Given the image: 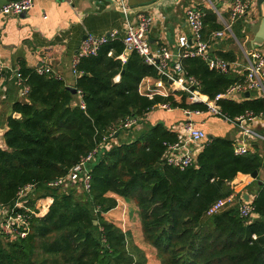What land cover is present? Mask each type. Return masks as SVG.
<instances>
[{"label": "trees", "instance_id": "1", "mask_svg": "<svg viewBox=\"0 0 264 264\" xmlns=\"http://www.w3.org/2000/svg\"><path fill=\"white\" fill-rule=\"evenodd\" d=\"M220 29L212 24L208 33ZM204 34L203 29L206 41ZM124 51L114 41L100 47L95 57L81 59L75 94L55 76L19 71L29 90L12 107L19 118L8 117L1 134L0 204L12 203L26 185L52 202L44 215L31 216L24 238L6 240L0 235V264H142L141 254L137 261L122 230L104 218L116 207V198L134 205L143 239L161 264H264V176L252 202L258 221L241 218L239 204L207 215L216 200L232 194L230 183L238 173L264 170V153L258 148L236 156L230 140L213 137L191 166L179 169L163 159L164 143L176 142L163 124H146L134 140L120 139L129 130L111 133L126 120L139 123L164 103L205 110L203 105L185 104V95L178 104L172 97L139 94L141 80L158 74L135 52L122 62ZM217 56L233 60L229 54ZM180 63L210 99L238 80L228 72L210 71L199 58ZM219 106L231 119L248 111L264 112L260 98L222 100ZM108 142L110 147L105 146ZM93 151L88 191L76 183L66 184H72L66 191L50 188ZM33 203L29 198L26 205L33 210Z\"/></svg>", "mask_w": 264, "mask_h": 264}, {"label": "crops", "instance_id": "2", "mask_svg": "<svg viewBox=\"0 0 264 264\" xmlns=\"http://www.w3.org/2000/svg\"><path fill=\"white\" fill-rule=\"evenodd\" d=\"M11 1L13 0H0V7ZM159 1L73 0L69 5L57 0H34L32 8L25 14L18 16L0 14V143L3 141L1 134L5 129L7 118L13 115V105L22 100L17 95V74L21 68L34 72L39 67L49 66L53 76L59 77L65 86L73 88L75 76L72 73V60L85 35H101L111 31L122 35L127 24L135 25L137 23L140 14L151 18L148 31L151 48L165 46L172 56L170 59L172 66L177 61L176 56L179 52L178 38L185 36L190 39L191 37L185 21V10L190 6L200 7L204 13V37L206 41L209 40L210 52L215 56L218 53L231 55L233 60L229 64L228 73L234 79H240L244 75L246 55L255 49L252 45L254 34L251 29L260 17L264 18V0L259 3L257 0H248L249 11L246 17L233 23L231 33L225 34L217 40L211 39L212 33H208V30L212 24H217L221 28L218 16L224 21L228 19V0H168L162 3ZM122 7L126 9V12ZM119 59L124 62L126 56L122 54ZM118 79L119 76H116L115 81ZM155 79L153 77L143 78L138 85L139 94L152 87ZM165 87L167 90L171 89L169 97H172L175 103H181V95L185 94L176 90L177 85L174 84L170 88L166 83ZM185 97V104H189L187 96ZM256 98L258 97H253L251 94L246 98L244 94L243 97H237L235 102L240 103L245 99ZM75 99L77 103L80 102L79 95H76ZM258 114V119L247 122L246 126L254 134L264 136V112ZM186 120L188 118L183 114L182 108L171 107L170 110H165L156 106L143 120L121 135L120 139L134 140L146 124L156 123L163 124L170 133L175 134L177 139V126ZM218 120L217 117L205 112L201 115H191L194 126L202 129L206 136L228 138L231 142L233 141L232 144H248L249 151L260 148L264 153L263 142L257 140L254 142L252 139L254 136H243L242 132L239 135L230 127L220 131L217 126ZM207 141L206 139L197 144L185 142V146L192 150L194 155H197ZM255 143L258 145L257 148L253 146ZM263 176L264 170L257 173L255 180L248 174L238 173L230 183L233 189L231 196L234 197L235 203L240 206L245 202H253ZM45 200L48 205L52 202L49 196H45ZM116 202V207L104 214L107 221L114 223L113 220L108 219V216L116 211L114 217L118 218L117 209H120V206L124 208L127 206V210L125 209L123 213L124 217L127 216V220L130 221V217H134L137 222L139 221L136 208L132 203H127L121 198H116ZM46 211L47 209L44 214ZM124 217L123 220H125ZM258 220L259 217L255 214L249 221ZM118 227L120 228V226ZM122 232L128 246H135L131 241L134 235L129 231L122 230ZM142 261V264H150L147 259L142 258Z\"/></svg>", "mask_w": 264, "mask_h": 264}, {"label": "built area", "instance_id": "3", "mask_svg": "<svg viewBox=\"0 0 264 264\" xmlns=\"http://www.w3.org/2000/svg\"><path fill=\"white\" fill-rule=\"evenodd\" d=\"M66 4H71L73 0H57ZM116 1V0H114ZM228 19L222 20L218 16L221 24V29L215 31L211 35L212 40H217L225 34L231 33V26L233 23L240 21L246 17L249 11L248 0H228ZM34 0H13L0 7V14L6 16H18L27 13L33 6ZM126 12V9L123 8ZM204 13L198 6H190L185 10V21L190 31L191 37L188 39L185 36L178 38L179 52L176 56L177 61L171 66V54L165 47H158L152 49L149 39L148 31L151 25V18L140 14L135 25L127 24L124 34L119 35L116 31H111L106 34L94 35L86 34L79 49L75 53L72 60V73L79 76L81 73L77 71L76 67L83 58L95 57L103 45L110 42H120L124 50L135 52L146 65L152 66L158 78L155 79L153 86L147 88V91L140 93L141 95L152 99L155 96L167 98L170 96L171 89H166V83L171 88L176 84L178 91L187 95L189 104L203 105L205 110H189L183 109V114L188 120L179 123L177 126V139L175 143H164L163 159L168 165L184 169L192 165L194 155L192 150L185 146L187 143H200L206 140V133L194 126L191 121V115H201L204 112L211 116L217 117L225 123L237 126L243 136H254L257 141L264 143L263 135L254 134L246 123L258 119L259 114L251 111L245 112L243 115L235 117L234 119L226 116L220 106L219 101L229 100L237 101V97H243L245 93L251 94L256 92L258 98L264 101V50L261 48L253 49L246 55V65L244 67V75L225 88L222 92L217 93L214 98L210 99L207 95L201 93L199 89V82L193 76H187L183 71L180 61L189 58H199L206 67L216 74H226L229 70V64L224 59L213 55L210 52L211 45L209 40L205 41L202 37ZM111 53H108L110 56ZM38 75H52L49 66L39 67L35 70ZM60 79L59 77H56ZM17 87L19 99H24L28 94V86L24 78L17 74ZM160 108L170 110L169 104L158 105ZM83 109L84 106L80 104ZM137 124V121L126 120L120 127L113 130L114 133L118 130H130ZM111 135L108 136L110 138ZM105 143V139H103ZM101 144L100 146L104 145ZM110 147V143L105 144ZM233 154L236 156L245 155L249 152V145L244 143L232 144ZM93 153L82 158L79 163L71 167L65 177L57 179L50 187H62L68 183H76L82 186L85 191L89 190L90 174L88 164L93 159ZM34 193L33 185H26L16 195L15 200L8 204H0V235L8 239L24 238L29 231V221L32 215L40 216L38 208L33 203L32 210L26 204L28 199ZM236 204L234 197L229 195L226 198L216 200L208 209L207 215H214L224 210L225 208ZM48 208V206H47ZM38 211V212H37ZM255 215L252 202H245L239 206V216L243 219L250 220ZM252 238H255L253 235Z\"/></svg>", "mask_w": 264, "mask_h": 264}, {"label": "rangeland", "instance_id": "4", "mask_svg": "<svg viewBox=\"0 0 264 264\" xmlns=\"http://www.w3.org/2000/svg\"><path fill=\"white\" fill-rule=\"evenodd\" d=\"M262 49L264 50V46L262 47ZM251 95L253 97L258 96V94L256 92H252ZM185 96H187V95L185 94ZM217 126H218V129H220V131H224V129H226L227 127H230L231 129H234L236 131V133H238L239 135L241 134V131L237 127H235V126H233L231 124L225 123L224 121H222L220 119L218 120V125ZM225 139L230 140L228 138H225ZM90 166H91V164L89 163L88 167H90ZM70 185H72V184H70ZM70 185H67L65 187L64 186L60 187L61 191L68 190L69 188H71ZM50 188H54V187H50ZM57 188H59V187H57ZM31 198L35 202V205L38 208V211L41 210L39 212V215L42 216L44 214V211L47 209V206H49L51 203L48 205V202L45 200V197H42V192L41 191L34 192ZM125 209L127 210V206L125 208L120 206V209L119 208L117 209V212L119 213L118 214V218L114 217V215L116 216V214H115L116 211H115V212H113L112 215L110 213V215L108 216V219L109 220H113L114 223L116 225L120 226V228L122 230H124L126 232L129 231L130 233H132L134 235V238L131 239V241H133L135 246H133L134 248L133 247H131V248L133 249L134 256L138 258L137 261L141 260V259H139L138 254H137V253H140L141 254V258L147 259L148 263H150V264H161L160 263V259L157 256L156 250H154L151 246H149L144 241L142 233H140L141 231H140V223H139V221L137 222L134 219V217H130V221H129V220H127V216H125V217L123 216L124 215L123 213L125 212ZM123 217H124L125 220H123Z\"/></svg>", "mask_w": 264, "mask_h": 264}, {"label": "water", "instance_id": "5", "mask_svg": "<svg viewBox=\"0 0 264 264\" xmlns=\"http://www.w3.org/2000/svg\"><path fill=\"white\" fill-rule=\"evenodd\" d=\"M168 0H160L159 2H165ZM258 3L261 2V0H257ZM158 3V2H157ZM251 32L254 34V41H252V45L255 49L257 48H261L264 45V18L260 17V19L258 20V22L253 26V28L251 29ZM129 54L128 50L124 51V56H127ZM73 94L76 93V90L72 87H67ZM249 96V93H245V97L247 98ZM13 118H19V114L17 113H13L12 115ZM0 133H1V129H0ZM252 137V136H251ZM206 139L212 140L213 137L210 135L206 136ZM252 139L254 140V142H256V139L254 137H252ZM255 148L258 147V145H256V143L253 145ZM250 177L255 180L257 177V172H253L252 174H250ZM94 224H96V222H94Z\"/></svg>", "mask_w": 264, "mask_h": 264}]
</instances>
